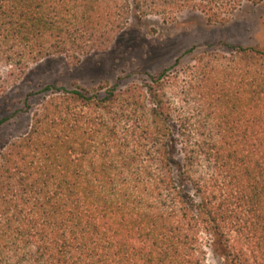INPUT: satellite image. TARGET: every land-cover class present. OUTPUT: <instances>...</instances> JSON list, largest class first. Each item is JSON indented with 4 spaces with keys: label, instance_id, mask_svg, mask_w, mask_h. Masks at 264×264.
<instances>
[{
    "label": "trees",
    "instance_id": "trees-1",
    "mask_svg": "<svg viewBox=\"0 0 264 264\" xmlns=\"http://www.w3.org/2000/svg\"><path fill=\"white\" fill-rule=\"evenodd\" d=\"M260 1L0 0V76L79 63L131 15L225 24ZM179 60L30 94L27 131L0 145V264H264V45Z\"/></svg>",
    "mask_w": 264,
    "mask_h": 264
},
{
    "label": "rangeland",
    "instance_id": "rangeland-1",
    "mask_svg": "<svg viewBox=\"0 0 264 264\" xmlns=\"http://www.w3.org/2000/svg\"><path fill=\"white\" fill-rule=\"evenodd\" d=\"M220 42L263 46L264 0L244 4L225 24H209L203 14L191 10L168 21L157 15H131L106 50L83 57L79 63L52 57L32 64L17 78L0 76V120L6 119L0 126V145L27 131L31 114L26 110H34L41 102V95L30 94L48 84L124 86L171 67L177 59L174 67L181 68L208 45Z\"/></svg>",
    "mask_w": 264,
    "mask_h": 264
}]
</instances>
